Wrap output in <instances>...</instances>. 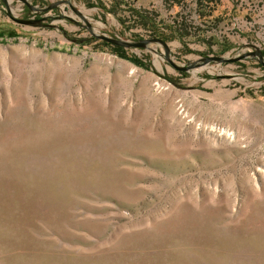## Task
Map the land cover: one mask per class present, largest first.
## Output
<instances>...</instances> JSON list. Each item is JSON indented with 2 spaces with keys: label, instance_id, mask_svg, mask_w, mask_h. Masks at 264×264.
<instances>
[{
  "label": "rangeland",
  "instance_id": "obj_1",
  "mask_svg": "<svg viewBox=\"0 0 264 264\" xmlns=\"http://www.w3.org/2000/svg\"><path fill=\"white\" fill-rule=\"evenodd\" d=\"M26 1L0 0V264H264V65L201 60L264 62V0Z\"/></svg>",
  "mask_w": 264,
  "mask_h": 264
},
{
  "label": "water",
  "instance_id": "obj_2",
  "mask_svg": "<svg viewBox=\"0 0 264 264\" xmlns=\"http://www.w3.org/2000/svg\"><path fill=\"white\" fill-rule=\"evenodd\" d=\"M24 2H26L29 7L30 4L26 1V0H23ZM18 22H22V23H32L33 21L31 20H18ZM97 36L98 38L108 42V43H111L113 45H119V46H122V47H145L148 43H151V42H157V43H161L162 45H164V47L166 48V51H167V45H166V42L163 41L162 39L160 38H156V37H153V38H148V39H143V40H140V41H137V42H130V41H125V40H121V39H117V38H112V37H109V36H106V35H95ZM253 54H256L259 58V61L262 65H264V62H263V55L262 53L259 51V50H256V51H253V52H247V53H243L237 57H222V56H207V57H204L202 58V62L204 63H208L210 61H216V62H234L236 60H239L241 58H244L246 57L247 55H253ZM168 61L169 58L167 57ZM171 62V61H170ZM172 63V62H171ZM195 66L194 63H191L189 65H186V66H181V67H178L180 68L181 70H189L191 68H193Z\"/></svg>",
  "mask_w": 264,
  "mask_h": 264
},
{
  "label": "trees",
  "instance_id": "obj_3",
  "mask_svg": "<svg viewBox=\"0 0 264 264\" xmlns=\"http://www.w3.org/2000/svg\"><path fill=\"white\" fill-rule=\"evenodd\" d=\"M105 43H106L107 45H112L113 48H114V51H115L118 55H120V56H122V57L125 56V55H124V49H123L122 46H119V45H113V44H110V43H108V42H106V41H105ZM131 60L140 63V62H139L138 60H136V59H131Z\"/></svg>",
  "mask_w": 264,
  "mask_h": 264
}]
</instances>
